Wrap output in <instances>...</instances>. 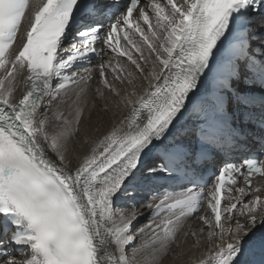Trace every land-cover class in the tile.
Wrapping results in <instances>:
<instances>
[{
  "label": "snow or ice",
  "instance_id": "snow-or-ice-1",
  "mask_svg": "<svg viewBox=\"0 0 264 264\" xmlns=\"http://www.w3.org/2000/svg\"><path fill=\"white\" fill-rule=\"evenodd\" d=\"M29 7L30 27L16 43ZM147 7L155 25L139 0H0V264H161L205 196L200 232L207 229L215 243L209 258L195 264H264V197L250 180L264 174V161L245 160L248 190L235 189V202L223 206L226 177L235 184L243 168H220L207 193L197 177L226 144L239 147L251 138L264 154V0H153ZM134 12L148 25L146 34L135 24L140 46L128 35ZM119 32L139 61L147 64L154 54L149 87L126 100L130 115L69 168L68 143L80 131L92 73L100 85L95 99L120 95L114 86L123 82L120 58L145 71L121 49L118 35L113 43ZM98 43L115 54V64L91 65ZM73 96L68 115L57 117L58 130L49 133L45 101ZM172 178L190 186L161 196L158 181ZM122 197L131 200V211L117 216L114 204ZM144 209L147 219L133 232ZM12 244L27 247L26 260L7 250ZM257 252L258 262L250 259Z\"/></svg>",
  "mask_w": 264,
  "mask_h": 264
},
{
  "label": "bare ground",
  "instance_id": "bare-ground-1",
  "mask_svg": "<svg viewBox=\"0 0 264 264\" xmlns=\"http://www.w3.org/2000/svg\"><path fill=\"white\" fill-rule=\"evenodd\" d=\"M34 0H30V5ZM152 1H145L144 6L146 10L149 11L150 22L155 25V18L152 13L151 8H148L147 5L152 3ZM161 4L165 3L166 0H159ZM31 7H29L26 11L25 19L21 24L19 35L17 37L16 43H19L22 38H25V33L28 28L29 22L28 17L31 15ZM140 23V26L144 29L147 34V29L143 21L137 20ZM129 39L132 40L134 44L140 46L142 42V37L139 34L129 35ZM102 47V45H101ZM122 49L128 50L133 53V59H137L138 62L141 63V66L145 69L144 72H140L136 69L134 65L131 64L130 61L127 60L126 57L120 58L119 63L123 65V82H115L114 86L120 92L119 96H115L108 92H105V98H99L95 96V89L99 87L98 84V72H93V79L91 81V85L87 94L81 100V104L83 106V120L80 124L79 133L73 137L68 143V151L66 153L67 158L71 160V163H68L67 166L69 168H73L78 166L80 160L83 156L87 155L90 149L94 144L98 143L101 138H103L110 130H112L114 125H118L120 120L124 118L126 115H130L129 106L126 103L127 99L135 100L137 97H140L146 88L149 87V73L152 70V60L155 59L153 54L152 59L149 60L147 64H144L143 61H139V54L132 49L131 45L127 43L124 39L122 40ZM144 56L148 57L149 52L145 48ZM115 54L106 53L103 57L97 61V64L106 62L108 60H112L113 64L116 61L113 59ZM96 67L95 65L93 66ZM111 71V70H109ZM129 73L131 75H129ZM26 78V72L21 76L20 82L17 85L16 95L19 96L20 92L23 89V79ZM109 80H111V76H109ZM75 99V97L65 98V102L61 103L60 101L53 99L51 101H45L46 105L49 107L46 109V114L50 117L49 124L47 130L49 133H53L58 130V125H60L61 120L57 119V117L67 116L69 109L68 104L71 103V100ZM60 104V107L57 108V105ZM177 129H172L170 135L175 134ZM67 163V161H66ZM255 186L260 187V195L264 197V178H257L255 181ZM252 189V188H251ZM252 190H255L254 188ZM247 191V189H246ZM238 195L237 192L232 193L230 196V200L226 203H231L235 200V197ZM137 197H141V195H137ZM249 199L251 196L248 197ZM208 197L206 196V201L204 202V207L194 214L191 218H187L183 222V227L177 235L175 242L171 245L167 255L161 261V264H195L196 260L207 259L210 256V250L213 247L215 241L209 243L207 236V229L203 231L201 234L200 227L201 222L198 220V217L204 214V208H206ZM131 203V200L122 197L118 203L114 204V212L118 216L120 211H131L128 208V205ZM138 208L142 207L141 204L137 205ZM210 211V210H209ZM144 217L141 218L133 227V232L136 228L142 225L147 219L148 209H144ZM162 216H158L155 218V222L159 223ZM196 231L197 235L195 237L186 236L185 233ZM131 234V233H130ZM140 240L137 239L136 244H139ZM132 247H135L133 245ZM143 255V252H140L135 257L136 260H140ZM128 256L130 259L133 258L132 248L128 249ZM17 260H26V253H20L17 257Z\"/></svg>",
  "mask_w": 264,
  "mask_h": 264
}]
</instances>
